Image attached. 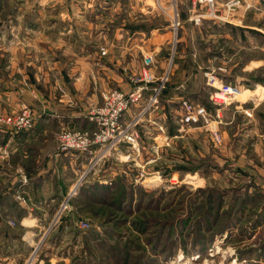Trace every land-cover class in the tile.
Returning a JSON list of instances; mask_svg holds the SVG:
<instances>
[{
  "label": "rangeland",
  "instance_id": "obj_1",
  "mask_svg": "<svg viewBox=\"0 0 264 264\" xmlns=\"http://www.w3.org/2000/svg\"><path fill=\"white\" fill-rule=\"evenodd\" d=\"M236 1H239V5L235 10L246 3L244 0ZM214 2L218 7L217 1ZM66 3L67 0H0V117L16 116L25 109L29 111L32 127L21 131L32 129L39 114L36 113V117L33 109L26 104H21L19 108L18 96L16 100H3L4 73L11 70L7 68L10 65L5 63L10 54L5 44L9 47L14 41V48L9 51H16L17 56L20 54L19 47L15 49L20 33L10 32V26L66 23L62 18L64 14H60L63 9L67 11L69 5ZM133 5L135 7V3ZM186 6L189 16L182 15V8ZM69 7L73 9V6ZM153 7L155 24L169 22L172 31L170 54L164 55L162 60L155 55L156 62L151 68L160 78L171 67L158 102L139 119L137 142L126 139L131 137L130 122L140 113L147 97H144L140 107H132L124 115L120 129L123 131L122 141L113 146L94 145L91 153L82 152L84 158H80L79 165L75 167V186L61 198L52 223L39 226L40 233L24 230L17 223L16 216L7 217L1 211L4 217L0 220L3 227L0 230L6 232L3 234L0 231V255H7L11 264H264V172L261 174L256 169H248L246 165H241L244 164L242 160L230 157L237 151L242 153L244 148H249L243 142L236 145L234 137L228 133L236 132L237 128H229V125H223V128L220 125L216 135L211 125H181L183 109L169 104V99L176 96L185 97L195 104H198L197 96L206 99L207 92L202 88L206 86L208 77L202 78L200 73L199 76L195 75L202 63L197 64L194 56L178 63L175 59L180 51L176 43L179 30L185 26L188 36L189 45L185 54L188 51L194 54L197 26L201 27L203 19L213 18L211 7L199 0H156ZM249 7L247 10L253 9ZM246 19L260 23L264 16H249ZM121 20L113 19L109 23L116 26L120 25ZM124 20L129 22L130 18L124 16ZM80 22L83 23V20ZM201 30L205 36H209L208 40L211 39V25L203 26ZM52 34L55 41L54 33H49L50 36ZM92 34L95 37L101 33ZM112 35L114 32L110 33ZM256 41L264 46L263 36ZM64 42L62 39L60 46H57L58 58L61 65H71L72 52L79 54L81 49ZM50 46L51 43L46 45L49 57L53 56ZM85 47L90 54L98 50L94 42L87 43ZM210 49L222 51L223 56L230 58L227 61L218 60L211 66L204 60L203 66H210L209 69L215 67V70L225 67L224 73L233 70V65L240 66L250 57L263 56L262 50L247 49L241 43L231 46L221 43L219 48L216 45ZM109 50L105 46L99 47L105 58L118 61L108 62V65L115 75L120 76L114 82L107 80L110 84L100 91L102 101L92 102L88 113L93 106L103 104V97L109 91L117 89L130 93L137 86L135 76L143 68V52L121 57V51H124L121 47L111 46ZM242 72L238 68L231 74ZM248 75L252 79H260L262 72L257 69ZM13 78L15 80L9 82L10 88L17 94L20 79L16 75ZM237 86L240 91L243 85L238 83ZM151 93L152 90L146 95ZM233 101L234 105L236 102ZM231 116L229 112L226 117ZM212 118L215 120L213 115ZM245 118L242 111L234 116L239 131L243 130ZM128 125L129 129L126 127ZM4 129L21 132L0 121V130ZM66 129L88 130L63 126L57 131V139ZM221 130L227 135L225 142ZM251 154L249 156H255ZM81 161L85 162V166ZM260 163L258 161L261 168ZM68 178L72 179V175ZM68 194L72 196L68 206L62 209L61 205ZM15 233H19L18 236Z\"/></svg>",
  "mask_w": 264,
  "mask_h": 264
},
{
  "label": "crops",
  "instance_id": "obj_2",
  "mask_svg": "<svg viewBox=\"0 0 264 264\" xmlns=\"http://www.w3.org/2000/svg\"><path fill=\"white\" fill-rule=\"evenodd\" d=\"M155 1L67 0L66 4L73 6V9L68 6L66 12L64 9L60 11V14H64L62 18L66 23L10 26V32L20 33V40L17 42L19 44L15 46V49L19 47L20 54L17 56L16 51H9L10 48H14V41L9 47L5 44V48L10 53L5 63L10 65L7 68L11 70L4 73L6 79L3 100L4 102L16 100L18 96L19 108L21 104H26L33 109L35 116L36 113L39 115L36 116L34 127L27 131L0 130V220L4 217L2 212L7 217L16 216V221L21 228L34 234L40 233V225L52 223L61 198L65 197L70 188L76 184L75 167L79 165L80 158H84L83 153L79 151H60L57 131L63 126L77 129L94 128L93 122L88 118V110L92 106L90 104L102 99L100 91L103 86L110 84L107 82L108 79L114 82L117 80L116 77L120 76L118 73L115 75L108 65V62L118 61L114 62L111 58H105L100 53L99 47L105 46L108 50L111 46L121 47V50H124H120L121 57L135 53L139 55L143 52V55L154 54L162 60L166 54H170L172 30L169 22L165 21L164 25L155 24L156 14L155 7H153ZM216 1L219 18H205L201 27L197 26V45L194 54L189 51L185 54L189 45L188 36L185 26L179 30L176 43L178 42L180 51L176 53L175 62L178 63L194 56L197 64L202 63V66L199 64L197 67L195 75L199 76L200 73L204 78L207 72L215 71L226 83H231L236 87L238 83L243 85L240 91L238 88V94L233 101V103L236 102L234 105L231 103V105L217 108L211 103L210 94L218 84L210 83L206 77L208 86L206 84L202 88L207 92L206 99H200L197 96L196 103L206 106L208 111L212 112L215 125L211 128L214 134L218 135L220 125L223 128H225L223 125L237 128L236 132L228 133L234 137L236 145L243 142L249 148H244L242 153L233 151L235 155L230 157L242 160L244 164L241 165H246L248 169H256L261 173L264 172V46L256 39L264 37V20L260 23H252L247 21L246 17L264 16V0H244L246 3L228 17L223 9L225 0ZM248 5L253 9L247 10ZM182 15L189 16L187 6L182 8ZM124 16L130 18V21H125ZM237 16L238 18H234ZM118 18L122 19L120 25L115 26L109 23ZM77 20H79L78 23ZM82 20L83 23L80 22ZM206 25H211L213 29L209 40L207 38L209 36H205L201 30ZM111 32H114V35L110 36ZM49 33H54L55 41L52 38L53 34L50 36ZM92 33L101 34L93 37ZM103 33L106 34L103 35ZM62 39L65 41L63 44H72L76 46L75 49H81L79 54L72 52L74 55L71 65L65 63L61 65L60 58H58L59 48L57 46H60L59 42ZM45 42L51 43L49 48H52L53 56H48L46 45L49 43ZM92 42L98 50L90 54V50H87L85 46ZM221 43H228L230 46L233 43L239 45L241 43L247 49L257 48L260 52L262 50L263 56L250 57L240 66L233 65V70L230 69L227 73L219 72L215 70V67L209 69L214 62L224 59L227 61L226 59L230 58L223 56L222 51H210V47L217 45L219 48ZM24 47L27 50L24 51ZM29 48L31 49L27 53ZM54 48L56 49L55 54ZM221 56H223L222 59ZM204 60L210 65L208 68L203 66ZM16 64L19 66L17 67ZM238 68L243 72L231 74ZM257 69L262 72V77L260 79L250 78L248 74ZM120 73L123 75L122 70ZM14 75L20 79L19 92L16 89L17 94L14 93L13 88H10L9 83L15 80ZM67 80H69L68 83H66ZM182 99L185 97H172L169 99L171 102L169 104H174L176 109L181 110ZM241 111L246 115V120L243 130L239 131V125L235 124L234 116ZM229 112L232 116L226 117ZM227 118H230L229 121ZM223 137L224 142L227 141V135ZM249 150L255 155L254 157L249 156L252 155L248 154ZM258 161L261 162V168L258 166ZM81 163L85 166L84 161ZM70 174L72 179L68 178ZM1 223L0 221V227H2ZM0 231L3 234L6 232V230ZM18 234L15 233L17 236ZM0 264H11L10 258L1 254Z\"/></svg>",
  "mask_w": 264,
  "mask_h": 264
},
{
  "label": "built area",
  "instance_id": "obj_3",
  "mask_svg": "<svg viewBox=\"0 0 264 264\" xmlns=\"http://www.w3.org/2000/svg\"><path fill=\"white\" fill-rule=\"evenodd\" d=\"M201 3H208L212 11L211 15L214 18H219L217 13V6L214 0H199ZM239 5V1L228 0L223 4L227 17L232 14L236 7ZM104 54V51H103ZM155 55H144L143 68L139 74L135 76L136 88L132 92H125L123 90L114 89L106 93L103 97V104L93 106L88 113V118L94 123V130H64L58 136V148L60 151H79V152H92L94 145L113 146L116 143L122 141L121 131L122 119L124 115L129 112L132 107H140L144 102V97H147L146 104L142 105L140 113L133 117L131 124V132L129 139L130 142L136 143L139 138V131L137 125L139 119L142 118L145 112L149 111L158 102V96L164 89V83L169 78L170 67L169 66L165 74L158 78L151 67L155 65ZM219 72L226 71L225 67H220ZM208 81L211 83H217L216 89L211 92L210 100L217 106H225L232 103L238 92L236 86L231 83H226L219 74L215 71L207 73ZM159 80V81H157ZM157 82L156 85H151ZM150 95H146L148 91H151ZM183 114L181 115V125L188 124H203L214 125L211 113H209L206 106L202 104H195L188 99H182L181 101ZM250 115V113L248 112ZM0 121L8 125L14 126L16 131H21L24 128L32 127V118L30 112L26 109L17 114L16 116L6 115L4 118L0 117ZM129 124V125H130ZM129 125L126 126L129 129ZM128 132V130H127ZM126 138V137H125ZM72 195L68 194L66 199L61 205V208L68 206V200Z\"/></svg>",
  "mask_w": 264,
  "mask_h": 264
},
{
  "label": "trees",
  "instance_id": "obj_4",
  "mask_svg": "<svg viewBox=\"0 0 264 264\" xmlns=\"http://www.w3.org/2000/svg\"><path fill=\"white\" fill-rule=\"evenodd\" d=\"M104 187H107V188H109V187H108V185H105ZM224 229H225V228H224Z\"/></svg>",
  "mask_w": 264,
  "mask_h": 264
},
{
  "label": "bare ground",
  "instance_id": "obj_5",
  "mask_svg": "<svg viewBox=\"0 0 264 264\" xmlns=\"http://www.w3.org/2000/svg\"><path fill=\"white\" fill-rule=\"evenodd\" d=\"M241 95V94H240Z\"/></svg>",
  "mask_w": 264,
  "mask_h": 264
}]
</instances>
